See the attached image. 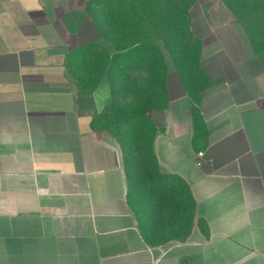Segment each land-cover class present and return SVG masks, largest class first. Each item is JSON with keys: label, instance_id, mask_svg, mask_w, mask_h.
Masks as SVG:
<instances>
[{"label": "crops", "instance_id": "crops-1", "mask_svg": "<svg viewBox=\"0 0 264 264\" xmlns=\"http://www.w3.org/2000/svg\"><path fill=\"white\" fill-rule=\"evenodd\" d=\"M87 3L0 0V264H264V51L226 0L193 7L212 84L195 104L171 65L169 107L150 117L160 171L189 188L195 224L185 241L165 233L153 245L120 146L92 128L112 99L108 78L77 101L71 53L113 49Z\"/></svg>", "mask_w": 264, "mask_h": 264}, {"label": "trees", "instance_id": "trees-1", "mask_svg": "<svg viewBox=\"0 0 264 264\" xmlns=\"http://www.w3.org/2000/svg\"><path fill=\"white\" fill-rule=\"evenodd\" d=\"M226 1L252 42L264 51V0ZM198 2L88 0L86 15L93 18L113 49L94 44L69 56V71L78 84V103H84L92 93L93 81L108 78L112 99L93 116L92 128L110 134L120 146L130 182V203L142 234L153 245L166 243L169 239L162 238L165 233L185 241L195 224L189 188L160 171L154 152L159 129L150 113L169 107L167 77L171 65L182 76L195 104L212 84L200 65L202 42L191 31V11ZM192 112L198 141L207 129L198 105Z\"/></svg>", "mask_w": 264, "mask_h": 264}]
</instances>
